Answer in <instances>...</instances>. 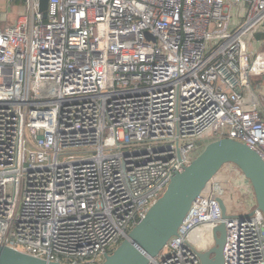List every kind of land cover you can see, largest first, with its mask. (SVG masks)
Instances as JSON below:
<instances>
[{"label":"built area","instance_id":"obj_1","mask_svg":"<svg viewBox=\"0 0 264 264\" xmlns=\"http://www.w3.org/2000/svg\"><path fill=\"white\" fill-rule=\"evenodd\" d=\"M21 1L0 20V246L103 264L209 143L264 161V0H48L46 19ZM225 195L249 212L224 220ZM222 222L224 264H264V214L234 165L150 264H201Z\"/></svg>","mask_w":264,"mask_h":264},{"label":"water","instance_id":"obj_2","mask_svg":"<svg viewBox=\"0 0 264 264\" xmlns=\"http://www.w3.org/2000/svg\"><path fill=\"white\" fill-rule=\"evenodd\" d=\"M48 0H40V12L47 18ZM227 165L236 166L251 183L258 207L264 214V161L248 146L232 139L209 143L182 172H176L162 195L122 243L107 255L103 264H150L168 242L178 235L180 226L195 199ZM223 219L227 220L224 199L219 198ZM214 246L199 252L201 264H224L227 229L222 222L212 230ZM0 264H62L48 262L9 247L0 246Z\"/></svg>","mask_w":264,"mask_h":264},{"label":"rangeland","instance_id":"obj_3","mask_svg":"<svg viewBox=\"0 0 264 264\" xmlns=\"http://www.w3.org/2000/svg\"><path fill=\"white\" fill-rule=\"evenodd\" d=\"M26 14H28L27 9L21 0H16L9 5H7L6 0H0V18L3 22V25H6L7 22L13 23L14 18L15 16L17 17V15L20 16ZM262 51H264V44L262 46ZM260 82H264L263 79H254V86L257 87ZM224 174V177H219V179L215 181L218 191L224 189L229 190V188L232 187V177H228L229 174L227 170L224 171ZM223 199L230 215H241L249 212L250 205L248 206L245 203L244 198H239L235 202H232L229 197L225 195ZM199 246L203 251L211 249L214 246L213 234L205 233V235H203L202 239L199 241Z\"/></svg>","mask_w":264,"mask_h":264},{"label":"trees","instance_id":"obj_4","mask_svg":"<svg viewBox=\"0 0 264 264\" xmlns=\"http://www.w3.org/2000/svg\"><path fill=\"white\" fill-rule=\"evenodd\" d=\"M258 38H260V39H264V34H260V35H258Z\"/></svg>","mask_w":264,"mask_h":264},{"label":"crops","instance_id":"obj_5","mask_svg":"<svg viewBox=\"0 0 264 264\" xmlns=\"http://www.w3.org/2000/svg\"><path fill=\"white\" fill-rule=\"evenodd\" d=\"M0 20H1V18H0Z\"/></svg>","mask_w":264,"mask_h":264}]
</instances>
